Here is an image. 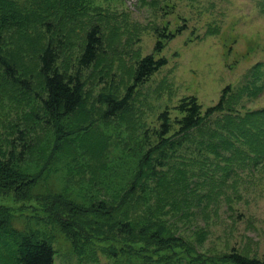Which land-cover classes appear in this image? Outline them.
I'll return each mask as SVG.
<instances>
[{"label": "trees", "instance_id": "16d2710c", "mask_svg": "<svg viewBox=\"0 0 264 264\" xmlns=\"http://www.w3.org/2000/svg\"><path fill=\"white\" fill-rule=\"evenodd\" d=\"M91 1L0 0V194L38 198L72 239L80 238L78 228L95 224L97 233L115 232L129 243L184 245L165 215L185 221L193 207L210 200L190 186L186 153H197V159L210 154L224 162L223 168L233 154L255 161L264 157V109L234 113L244 91L235 94L226 86L205 110L195 96L182 97L173 107L177 114L161 111L150 133L124 118L135 90L167 64L157 55L183 26L155 28L153 51L131 65L125 92L100 94L104 108L92 106L84 72L99 67L107 48L101 20L94 16L101 14L100 7ZM72 47H78L74 58L63 63ZM108 68L101 72L108 75ZM121 132L130 142L113 152L112 135ZM51 177L60 186L40 192ZM14 217L0 206V264H54L50 238L17 228ZM206 234V229L195 230L194 241L201 244ZM223 257L232 264H264V253Z\"/></svg>", "mask_w": 264, "mask_h": 264}, {"label": "rangeland", "instance_id": "374dc122", "mask_svg": "<svg viewBox=\"0 0 264 264\" xmlns=\"http://www.w3.org/2000/svg\"><path fill=\"white\" fill-rule=\"evenodd\" d=\"M91 2L100 7L101 14L94 16L101 20L107 48L99 67L84 72L92 106L104 108L100 94L125 92L131 83V65L153 51L155 28L172 31L183 26L157 55L167 58V64L135 90L124 118L144 125L150 133L158 126L161 111L177 114L173 107L182 97L195 96L205 110L218 101L226 86L235 94L239 88L244 91L234 113L264 109V0H157L156 5L138 0ZM73 28L78 34L79 26ZM77 49L70 48L63 63L70 64ZM105 66H110L108 75L101 72ZM112 138L113 152L129 141L124 132ZM186 154L190 186L208 193L210 200L205 199V206L193 207L194 214L185 221L176 222L171 213L165 215L179 229L175 233L185 238L181 246L129 243L115 232L102 229L103 233H97L95 224L78 228V232L82 229L80 238L72 239L61 232L38 198L23 201L11 193L0 194V206L12 210L17 228L50 238L54 264H232L223 257L230 252L262 257L264 157L255 161L244 153L233 154L229 164L233 170L225 171L229 166L223 168L224 162L214 161L210 154H204L207 159H197L195 152ZM59 186L60 181L51 177L39 191ZM200 228L207 231L201 244L193 236Z\"/></svg>", "mask_w": 264, "mask_h": 264}]
</instances>
